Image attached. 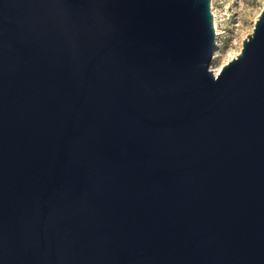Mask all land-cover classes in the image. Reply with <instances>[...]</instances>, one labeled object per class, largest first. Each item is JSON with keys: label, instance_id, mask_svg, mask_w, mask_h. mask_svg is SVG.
I'll use <instances>...</instances> for the list:
<instances>
[{"label": "water", "instance_id": "water-1", "mask_svg": "<svg viewBox=\"0 0 264 264\" xmlns=\"http://www.w3.org/2000/svg\"><path fill=\"white\" fill-rule=\"evenodd\" d=\"M211 0H0V264H264V9L218 75Z\"/></svg>", "mask_w": 264, "mask_h": 264}, {"label": "rangeland", "instance_id": "rangeland-1", "mask_svg": "<svg viewBox=\"0 0 264 264\" xmlns=\"http://www.w3.org/2000/svg\"><path fill=\"white\" fill-rule=\"evenodd\" d=\"M263 9L264 0H211L215 44L219 46L209 66L213 72L241 52L244 40L253 32Z\"/></svg>", "mask_w": 264, "mask_h": 264}, {"label": "bare ground", "instance_id": "bare-ground-1", "mask_svg": "<svg viewBox=\"0 0 264 264\" xmlns=\"http://www.w3.org/2000/svg\"><path fill=\"white\" fill-rule=\"evenodd\" d=\"M215 26H216V19H215ZM216 30H217V27H216ZM224 66H225V65H221V66L217 67V68L214 70V74H215V75H218V74L221 72V70L223 69Z\"/></svg>", "mask_w": 264, "mask_h": 264}]
</instances>
